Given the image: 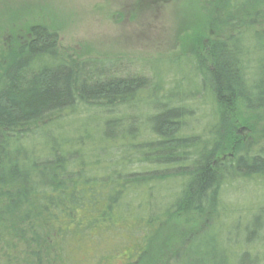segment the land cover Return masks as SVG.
Here are the masks:
<instances>
[{"label":"rangeland","instance_id":"obj_1","mask_svg":"<svg viewBox=\"0 0 264 264\" xmlns=\"http://www.w3.org/2000/svg\"><path fill=\"white\" fill-rule=\"evenodd\" d=\"M227 1L0 0V64L7 61V53L31 38L28 28L40 25L54 33L56 51L64 61H84L90 67L87 69L101 73L104 80L142 77L148 81L132 98L127 96V100L108 107L79 103L75 110H62L51 119L31 124L28 129L32 136L42 127L30 141L34 153L44 156L51 147L57 149L65 142L75 145L74 140H84L86 133L96 136L108 120L117 122L115 128L129 139H153L151 116L169 107L185 113L180 132L205 140L215 110L209 92L200 88L196 56L205 59V46L215 41L244 36L248 40L257 32L264 36V0L250 2L251 6L238 14L233 9L232 14L225 15L222 8ZM262 55L263 50L245 63L249 81L264 77V67L262 75L256 70L264 64ZM261 59L262 64H258ZM238 108L233 126L243 150L261 149L264 111L244 105ZM138 145L120 141L112 149L115 159L125 162L135 174L170 173L159 181L130 188L132 203H145L150 198L159 210L151 215L162 217L147 226L146 221L139 224L136 237L149 233L142 253L124 247L127 240L115 238V248L93 256L82 250L83 254L75 253L71 242L61 244L58 249L62 254L57 259L58 249H48L49 238L47 248H36L30 246L34 229L28 227L21 236L23 241L18 242L17 234L5 224L0 228V256L5 258L1 253L5 249L12 264H264V175L228 174L219 180V204L213 212L191 210L166 217L160 211L161 200H174L185 177L176 174L174 167L143 161L144 154L135 149ZM41 232L48 234L44 227Z\"/></svg>","mask_w":264,"mask_h":264},{"label":"trees","instance_id":"obj_2","mask_svg":"<svg viewBox=\"0 0 264 264\" xmlns=\"http://www.w3.org/2000/svg\"><path fill=\"white\" fill-rule=\"evenodd\" d=\"M256 1L229 0L222 14L230 15L233 9L238 14ZM28 30L31 38L7 53V61L0 64V201L4 199L0 228L5 224L10 227L18 242L23 241L21 236L29 227L34 229L30 246L36 248H47L49 238L48 249L55 246L57 250L61 244L71 242L75 253L78 250L93 256L115 248L118 238L121 242L127 240L124 247L142 253L149 233L136 237V230L142 222L150 225L158 217L151 212L159 210L150 198L145 203H132L130 188L159 181L170 173L151 176L130 171L125 162L115 159L112 149L120 141L131 146L139 144L135 149L144 154L143 161L174 167L176 174L185 177L174 200H161L160 211L166 217L191 210L213 212L219 204L221 177L264 175V147L243 150L233 126L239 105L264 111V77L249 81L244 72L245 63L264 51L260 32L248 40L244 36L212 42L205 46V59L196 56L200 88L209 92L215 110L205 140L180 132L185 113L169 107L151 116L153 139H129L115 128L117 122L108 120L100 134L90 137L86 133L84 140H74L75 145L65 142L41 156L34 153L30 141L42 127L32 136L33 131L28 129L31 124L51 119L62 110H75L79 103L108 107L138 94L148 81L142 77L100 79L101 73L87 69L90 67L84 61L61 59L54 33L40 25ZM44 57L48 61L41 60ZM261 62L263 59L258 60V64ZM261 67L264 64L256 67L259 75ZM131 213L136 216L131 217ZM42 227L48 234H42ZM59 250L57 259L62 254ZM1 253L5 258L0 256V264H12L6 250Z\"/></svg>","mask_w":264,"mask_h":264}]
</instances>
